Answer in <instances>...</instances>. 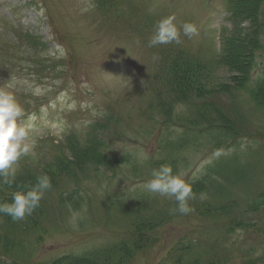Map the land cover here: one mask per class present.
Listing matches in <instances>:
<instances>
[{"label": "rangeland", "instance_id": "rangeland-1", "mask_svg": "<svg viewBox=\"0 0 264 264\" xmlns=\"http://www.w3.org/2000/svg\"><path fill=\"white\" fill-rule=\"evenodd\" d=\"M44 1L58 8L53 19L67 18L69 28L80 35L76 47L80 71L84 70L68 76L78 83L80 102L90 97L79 90L81 82L101 85L104 75L112 85L100 98L114 103L95 110L87 120L88 127L99 122L93 128L94 140L99 138L95 145L86 149L93 141H61L55 132L46 140L45 160L27 156L24 174L16 170L11 185L0 183V203H10L15 191L35 184L41 174L52 183L31 216L13 221L0 214V254L12 256L18 264H63L51 261L68 252L98 253L107 242L122 237L134 239L129 233L142 223L144 241L137 242L148 248L149 264H158L168 246L174 249L184 239L191 246L184 244L181 264H264V10L256 6L260 0H233L230 14L223 0L209 8L207 0H187L192 1L188 3L192 24L205 30L206 21L210 30L203 39L198 30L191 38H183L181 31L178 44L195 54L196 66L176 89L156 81L161 75L155 46H148L149 29L169 15L178 25L191 23L186 0H117L102 8L96 0ZM118 16L113 25L112 18ZM134 51L144 66L127 64L126 57L134 59ZM109 54L110 65L105 60ZM10 70L0 62V87L13 91L23 108L39 111L51 96L37 92L39 74L33 73L25 85L19 72ZM109 70L116 76L109 77L105 73ZM221 90L227 98L218 96ZM156 116L199 132L170 146L160 137L164 129ZM225 127L233 130L231 135L221 131ZM171 131L176 138L178 130ZM209 132L214 138L204 135ZM33 133L41 134V129L36 127ZM107 143L109 158L95 155ZM216 149L222 157L204 169ZM125 153L130 159H120ZM162 164H170L174 173L183 172L191 183L195 197L188 202L194 209L189 214L174 211V200L142 188L151 170ZM197 179L201 180L193 183ZM71 188L73 194L66 195ZM128 242L118 246L117 253L104 254L101 264H143L139 245ZM94 261L91 264H99Z\"/></svg>", "mask_w": 264, "mask_h": 264}, {"label": "clouds", "instance_id": "clouds-1", "mask_svg": "<svg viewBox=\"0 0 264 264\" xmlns=\"http://www.w3.org/2000/svg\"><path fill=\"white\" fill-rule=\"evenodd\" d=\"M181 31L183 35L191 38L197 34V27L187 22L178 25L176 17L169 15L156 24L148 46L178 44ZM23 117L25 110L16 99L14 92L7 87H0V183L2 184L11 185L14 182L17 162L35 147V142L29 140V134L36 129V117L28 116L27 121H24ZM184 175L180 171L174 173L170 164H162L151 170L150 178L143 183L142 188L149 193L174 200L176 203L174 211L187 215L194 210L188 202L195 197V193ZM51 188V178L47 174H41L36 178L35 184L23 185L21 190L15 191L10 203H0V214L11 217L13 221L24 220L40 206L45 193Z\"/></svg>", "mask_w": 264, "mask_h": 264}, {"label": "trees", "instance_id": "trees-1", "mask_svg": "<svg viewBox=\"0 0 264 264\" xmlns=\"http://www.w3.org/2000/svg\"><path fill=\"white\" fill-rule=\"evenodd\" d=\"M117 0H105V1H101L99 3V5H101L103 7V5H105L106 2H110V4L113 2V4L116 2ZM232 1L230 0V5L232 7ZM108 6L107 4L105 5V7ZM256 6L259 7V11L264 10V1L260 0L259 2L256 3ZM231 9V8H230ZM232 10V9H231ZM260 15H257V18ZM133 18H135V16L133 15ZM151 18V17H150ZM151 20V19H149ZM150 23V22H148ZM147 23V24H148ZM150 31H151V35L154 33L155 31V27L152 26V24L150 25ZM157 55V67L159 70V73L161 75V78H157L156 81L158 82L159 85L163 86V87H167L169 86L170 88H182V82L185 80V78H187V76H189V74L194 70L195 66H196V59H195V54H191L190 52H188L187 50H185L184 48L180 47L179 44L177 43H171V44H163V45H157V48L154 51ZM162 88V87H160ZM241 89H244V87L240 86ZM191 98H194V96H191ZM158 119L160 121H162L163 123H170L171 127L170 128H164L163 132L160 133V137L162 138V140L164 139V142L168 143L170 146L175 142V143H180V142H184L187 141L189 139L190 136V130L193 129V126H190L188 124H180V123H176V122H172L170 120V118L168 117H161L158 116ZM171 128H175L178 131L180 129H182V132L180 134L177 135L176 138H173L171 135L173 134V132L171 131ZM239 128L242 131V127L239 126ZM221 131H227L226 136L231 135V133L233 132V130H231L228 127H225V129H221ZM207 172V171H204ZM201 179H197L195 182L193 183H197L199 182ZM137 228H134L129 234L132 233V237L134 239H131L130 236H128V240H131L130 243H132V241H134V246H138L139 245V253L142 254L144 253L146 259L144 260H150L152 259L150 257V253L147 252L148 248L146 247V245H141L139 242L137 241H144V237H145V233H143L141 231V227L143 226L142 223H137L136 224ZM146 237H149L148 235ZM151 238V237H149ZM128 240L126 239V237L122 238V242L121 244H126L129 243ZM136 240V241H135ZM183 243L181 245H179V243H177L178 245L175 246L174 249H172V246H168L166 248L167 250V256L164 255V257L158 261V264H181V258L184 257L182 256V252H183V248H184V244H187V246H191V244L187 243L189 240H182ZM151 244V243H150ZM152 246V244H151ZM178 246V247H177ZM153 247V246H152ZM189 251V249L187 250V252ZM106 254H110L109 250L105 253ZM190 257V256H189ZM194 264V263H192Z\"/></svg>", "mask_w": 264, "mask_h": 264}]
</instances>
